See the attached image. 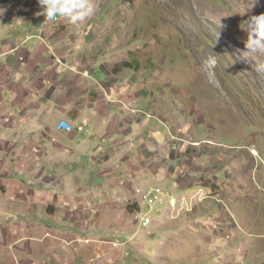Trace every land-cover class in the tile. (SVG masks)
I'll use <instances>...</instances> for the list:
<instances>
[{
  "label": "rangeland",
  "instance_id": "1",
  "mask_svg": "<svg viewBox=\"0 0 264 264\" xmlns=\"http://www.w3.org/2000/svg\"><path fill=\"white\" fill-rule=\"evenodd\" d=\"M93 4L94 15L84 22L106 27L93 29L98 79L88 88L93 92L106 69L114 71L118 90L100 108L110 117L88 114L84 132H53L62 145L87 147L73 156L87 160L86 168L60 164L35 177L41 183L57 177L59 184L47 186L57 196L22 200L17 189L15 199L0 200V264H264V75L231 56L244 50V21L264 14V0L244 15L235 12L249 0ZM0 8V22L45 21L38 0H0ZM209 56L218 61L211 76ZM113 117L124 126L109 138ZM29 128L19 130L24 135ZM22 141L31 146L44 139ZM144 143L149 159L140 158ZM62 155L59 160L70 159L69 150ZM125 155L140 168L136 190L161 188L162 204L143 205L126 188ZM104 156V163L88 162ZM34 175L12 170L11 178ZM141 181L153 183L146 188Z\"/></svg>",
  "mask_w": 264,
  "mask_h": 264
},
{
  "label": "crops",
  "instance_id": "2",
  "mask_svg": "<svg viewBox=\"0 0 264 264\" xmlns=\"http://www.w3.org/2000/svg\"><path fill=\"white\" fill-rule=\"evenodd\" d=\"M91 23L88 21L72 25L66 20L48 22L33 19L0 22V27H4L0 33V178H4L0 181V200H7L9 197L15 199L17 189L21 192L18 196L22 200L31 194L36 198H51L53 194L57 196L51 191L52 183L59 184L57 177L49 178V181L43 183L37 182V179L40 180L51 167L60 168V164L86 168L87 160L81 157L74 159L73 156H76V152L84 154V148L87 147L81 144L70 147L62 145V139L52 134L59 131L62 122L77 128L82 126L83 118L88 114L96 118L109 116L107 113L110 112L100 108L106 103V98L116 94L119 85L114 71L106 69V80L96 83L93 92L88 88L98 79L91 64L94 53L91 48L99 49L96 45L93 46L98 41L93 29L106 27V23ZM92 36H95V40L91 42ZM105 54L104 52V56ZM101 67H106L105 62ZM89 95L93 98L90 101L87 100ZM110 121L106 136L112 138L122 131L124 121L117 117ZM28 126L32 129L29 128V132L23 135L19 129L22 127L23 131ZM65 131L63 129L59 132ZM68 137L75 140L78 135L69 133ZM24 138H43L45 142H33L30 146L22 143L25 142L22 141ZM149 145L143 144L144 151H141L140 158L152 155L148 151ZM183 145L186 144H182V147ZM66 150L70 152V159L63 157L59 160L58 155L63 156ZM108 153L112 154V151ZM122 159L129 163L126 188L136 191V182L133 180L138 177L140 168L127 155ZM106 161L105 156L88 160L89 163ZM12 170L35 175L32 179L24 178L19 181L11 178ZM185 182L187 186L194 181L190 178ZM141 183L147 188L153 182ZM49 185L51 188L47 187ZM39 186L44 190L40 191ZM88 199L89 197L85 201Z\"/></svg>",
  "mask_w": 264,
  "mask_h": 264
},
{
  "label": "clouds",
  "instance_id": "3",
  "mask_svg": "<svg viewBox=\"0 0 264 264\" xmlns=\"http://www.w3.org/2000/svg\"><path fill=\"white\" fill-rule=\"evenodd\" d=\"M42 15L48 22H54L58 19L66 20L72 25L84 22L94 15L95 8L93 0H38ZM259 4V0H249L248 7L239 13L244 15L253 7ZM4 9L0 8V14ZM242 28L247 32V39L244 42V50L237 49L233 55L234 60H242L249 63L253 72L257 75H264V14L253 15L244 21ZM223 27L219 20L218 30L215 37H219L220 29ZM218 61L215 56H209L205 61V67L209 75H213L217 68Z\"/></svg>",
  "mask_w": 264,
  "mask_h": 264
},
{
  "label": "built area",
  "instance_id": "4",
  "mask_svg": "<svg viewBox=\"0 0 264 264\" xmlns=\"http://www.w3.org/2000/svg\"><path fill=\"white\" fill-rule=\"evenodd\" d=\"M87 126L84 125V126H79L77 128H74L73 126H71L70 124H68L67 122H62L61 125L59 126V130H76L78 132H84L85 131V128ZM164 191L161 189V188H153V189H148V190H144V192H141V190H136V193L140 196V201L144 204H154L155 203V200H158L160 201V204L163 203V200L161 198L162 195H164L163 193ZM166 197H169V196H166ZM155 199V200H154ZM149 222L150 219L148 218H145L144 219V225H149Z\"/></svg>",
  "mask_w": 264,
  "mask_h": 264
},
{
  "label": "trees",
  "instance_id": "5",
  "mask_svg": "<svg viewBox=\"0 0 264 264\" xmlns=\"http://www.w3.org/2000/svg\"><path fill=\"white\" fill-rule=\"evenodd\" d=\"M127 67H130V66H127ZM143 205H147V204H144V203H142ZM148 206V205H147ZM135 207L139 210L140 208H139V205L138 204H135ZM149 207V206H148ZM141 211H142V208L140 209V211L138 212V214L140 215V213H141ZM140 217V216H139ZM141 218V221H142V223H144V219L145 218H148V219H150V217L148 216V215H144L143 217H140ZM150 221H151V219H150Z\"/></svg>",
  "mask_w": 264,
  "mask_h": 264
},
{
  "label": "bare ground",
  "instance_id": "6",
  "mask_svg": "<svg viewBox=\"0 0 264 264\" xmlns=\"http://www.w3.org/2000/svg\"><path fill=\"white\" fill-rule=\"evenodd\" d=\"M256 154V153H255Z\"/></svg>",
  "mask_w": 264,
  "mask_h": 264
}]
</instances>
